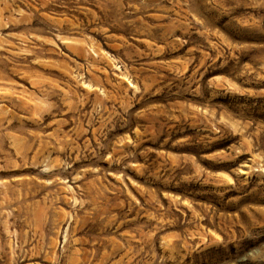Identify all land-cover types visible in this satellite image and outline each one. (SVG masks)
Listing matches in <instances>:
<instances>
[{
    "label": "rangeland",
    "instance_id": "1",
    "mask_svg": "<svg viewBox=\"0 0 264 264\" xmlns=\"http://www.w3.org/2000/svg\"><path fill=\"white\" fill-rule=\"evenodd\" d=\"M0 264H264V0H0Z\"/></svg>",
    "mask_w": 264,
    "mask_h": 264
}]
</instances>
